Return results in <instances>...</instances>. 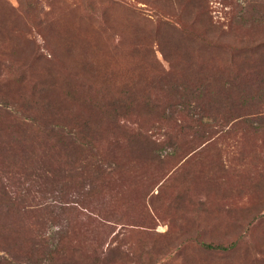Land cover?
<instances>
[{
    "label": "rangeland",
    "instance_id": "obj_1",
    "mask_svg": "<svg viewBox=\"0 0 264 264\" xmlns=\"http://www.w3.org/2000/svg\"><path fill=\"white\" fill-rule=\"evenodd\" d=\"M0 189V264H264V0H0Z\"/></svg>",
    "mask_w": 264,
    "mask_h": 264
},
{
    "label": "trees",
    "instance_id": "obj_2",
    "mask_svg": "<svg viewBox=\"0 0 264 264\" xmlns=\"http://www.w3.org/2000/svg\"><path fill=\"white\" fill-rule=\"evenodd\" d=\"M136 134H141V136H139V138L143 141V142H146V146L148 147L149 145H151V144H154V143H152V141L150 140V138H148V137H144L143 135H142V133H136ZM84 140H86V143L87 144H89V143H93L92 141H91V139L90 138H88V139H86L85 137H84ZM147 147H144V149H146ZM147 150V149H146ZM0 194H2V195H6V192H4V191H2L1 189H0ZM204 248H206V249H208V250H211V251H228L229 249H230V247H221V246H213V245H202Z\"/></svg>",
    "mask_w": 264,
    "mask_h": 264
}]
</instances>
